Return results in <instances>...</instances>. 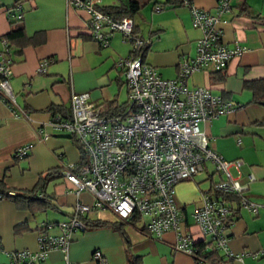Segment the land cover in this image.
Masks as SVG:
<instances>
[{
  "label": "crops",
  "instance_id": "obj_1",
  "mask_svg": "<svg viewBox=\"0 0 264 264\" xmlns=\"http://www.w3.org/2000/svg\"><path fill=\"white\" fill-rule=\"evenodd\" d=\"M128 1L100 0V5L117 6ZM145 1L133 16L136 32L151 39L144 58L161 76L173 77L181 56L195 54L200 31L191 23L189 8L177 0ZM192 2L214 11L217 0ZM228 2L229 10L218 22L221 38L228 45L244 44L246 49L230 58L221 73L195 72L188 77L187 84L207 85L213 92L229 98L235 106L231 112L200 123V128L206 133L210 148L226 159L239 157L243 161L240 180L247 183V197L259 207L254 213L237 205L236 200H229L235 215L225 232L233 251L253 252L264 248V124L258 123L264 118V106L250 102L252 91L244 86V81L264 77V0ZM162 3L165 5L161 6ZM20 12L22 17L18 24L22 26V34L8 42L13 60L10 85L15 95V109L20 115H15L0 100V177L4 176L12 186L29 188L41 171L63 166L47 167L51 163L46 152V148L51 149L50 136L70 138L78 149L73 135L64 137L57 135L62 132H55L40 139L37 132L53 114L69 116L73 91H88L95 102L126 101L125 76L117 61L130 53L131 45L118 31L110 34L106 46L98 45L86 30L87 13L69 7L65 0H0V48L1 38ZM42 58L47 60L46 71L38 72ZM47 127L43 125L44 130ZM23 144L33 147L22 157L26 163H21L23 168H20L21 159H15L13 152ZM51 150L62 163L64 154L56 153L55 148ZM77 152L76 162L79 149ZM24 166L30 168V172L23 173ZM216 173L206 161L193 178L177 183L175 199L187 223L191 222L188 204L193 205V211L201 194L213 190L218 178ZM248 173L254 175L253 180H247ZM218 176L221 177L220 173ZM204 180L208 181L207 188L201 185ZM45 189L52 195L56 208L31 212L17 208L8 198L0 199V263L8 261L6 250L37 249L39 228L45 233L59 234L60 222L72 215L78 201L87 204L94 201L89 191H77L63 175L50 180ZM82 216L105 223L71 232L66 250L50 249L43 260L33 264H98L92 257L96 249L101 250L106 264H127V240L111 223L116 220L113 213L104 208H92ZM144 222L145 219L132 217L123 227L130 251L140 256L138 264H264V254H247L239 260L228 259L217 251L211 257L196 259L173 248V230L155 238L146 230ZM196 238L209 240L198 234Z\"/></svg>",
  "mask_w": 264,
  "mask_h": 264
},
{
  "label": "built area",
  "instance_id": "obj_2",
  "mask_svg": "<svg viewBox=\"0 0 264 264\" xmlns=\"http://www.w3.org/2000/svg\"><path fill=\"white\" fill-rule=\"evenodd\" d=\"M65 1L69 7L87 13L86 30L98 45L106 46L113 31L120 32L130 43V53L117 61L127 85L126 105L120 112H111L106 101H93L88 91H73L69 116L55 113L37 128L40 139L49 136L43 125L76 137L87 161L81 165L76 162L63 165L62 173L77 191H89L94 201L75 203L72 215L60 222L59 234L38 233L37 249L6 250L8 261L0 264H33L43 260L50 249L66 250L71 232L87 227L81 216L92 208L108 209L121 220L145 219L146 230L155 238L173 230V248L192 256H196L197 234L207 236L210 246L228 259L242 260L247 254H264V248L235 252L228 245L225 231L231 205L220 193L236 194L239 206L254 213L259 204L245 194L247 183L240 180L242 159H226L210 148L208 137L200 128V123L231 112L235 106L207 85L187 84L191 74L223 70L230 58L246 49L244 44L228 45L221 38L218 22L229 10L228 0H217L214 11L201 8L192 0H181L189 8L191 23L199 29L200 36L195 54L181 56L173 77L161 76L141 55V49L149 46L151 39L134 31L130 16L116 17L102 11L100 0ZM15 7L19 5L15 3ZM15 17L21 18V12ZM12 63L8 40L2 37L0 100L15 115H20L10 85ZM46 63L42 58L37 71L45 72ZM30 146L16 147L14 156H26ZM206 161L221 177L211 192L201 194L198 205L190 213L191 222L187 223L175 199L176 185L193 178ZM231 167L235 173H231ZM253 179L254 175L248 173L247 180ZM92 257L98 264H106L101 250H94Z\"/></svg>",
  "mask_w": 264,
  "mask_h": 264
},
{
  "label": "trees",
  "instance_id": "obj_3",
  "mask_svg": "<svg viewBox=\"0 0 264 264\" xmlns=\"http://www.w3.org/2000/svg\"><path fill=\"white\" fill-rule=\"evenodd\" d=\"M176 1V0H175ZM145 0H129L127 3H122L117 6L110 5V6H100V9L102 11L112 14L116 17L120 16H130L133 19L134 14L145 4ZM179 4H183L181 0L176 1ZM165 3H162L161 6H164ZM15 6V5H14ZM13 6V7H14ZM21 22L20 18H16L11 24L13 25L9 31L4 35V38H6L9 42L10 39L18 37L20 34H22V26L18 23ZM134 31L136 32V25L134 24ZM148 46H145L141 49V55L144 57L145 52L147 50ZM220 71H211V73H221ZM210 73V72H209ZM222 77V74H220ZM244 86L249 88L252 91V98L250 102L261 104L264 106V77L254 79V80H247L244 81ZM109 111L111 112H120L124 109L126 105V101L122 103H117L115 100H110L106 102ZM64 116V115H63ZM259 124H264V118L258 121ZM79 149V161L76 162V165H81L87 161L86 153L84 152L83 147L78 143L77 144ZM15 159H21L16 158ZM62 167H51L46 170L41 171L38 173L37 179L32 187H17L12 186L8 184L4 176L0 177V199L2 198H8L11 200L14 205L17 208L21 209H28L31 212H34L36 210H44L46 208H56L55 203L52 200V195L50 193H47L46 191V185L47 183L54 179L59 177L60 175H63L62 173ZM220 195L228 200H236L237 205L238 204V197L236 194H229V193H220ZM234 208L231 206V213L229 215V224L233 220L235 212L233 211ZM115 216V215H114ZM82 219L86 222L87 227L90 226H96L100 224H104L105 221H92V220H86L83 216ZM127 220H121L116 218L114 222H111L113 226L118 229L122 235L127 240V252H128V258H127V264H138L140 262V256L134 254L130 251V243L128 239L126 238V234L123 230V227ZM228 224V225H229ZM38 233L42 232V228H39ZM195 244L197 245V251L196 256H194L196 259L203 260L205 257H211V255H214L218 250L214 249L212 246H210V241H205L197 239ZM209 245V246H207ZM208 247V249H207ZM219 252V251H218Z\"/></svg>",
  "mask_w": 264,
  "mask_h": 264
},
{
  "label": "rangeland",
  "instance_id": "obj_4",
  "mask_svg": "<svg viewBox=\"0 0 264 264\" xmlns=\"http://www.w3.org/2000/svg\"><path fill=\"white\" fill-rule=\"evenodd\" d=\"M147 33V32H144ZM148 35V34H147ZM152 39H155L154 36H152ZM46 131L49 134L55 133L57 131H53L50 127L46 128ZM50 141H51V149L55 148L56 153H63V159H62V163L59 162V160L56 158L55 153H53V151L51 149L46 148V152L47 154L50 156L51 158V163L47 166H53L54 164H63V165H67V164H72L76 162V159L78 158V152H77V147L75 146L74 142L72 141V139L70 138H54L53 136H50ZM77 140V139H76ZM78 142V140H77ZM79 143V142H78ZM33 147V145L31 146V148ZM21 163L25 164L26 163V159L21 158V160H19L18 165H20ZM20 168H23L22 165H20ZM24 168H26L23 173H28L30 172V168L27 169V167L24 166ZM231 173H235V169L233 167L230 168ZM217 175H215L217 178V180L219 179L218 173H216ZM216 180V181H217ZM33 182V181H32ZM35 183V181L31 184L30 187L33 186V184ZM53 184V183H51ZM201 185H206V188L208 186V181L204 180L201 181ZM205 187V186H204ZM203 187V188H204ZM192 207L193 205L188 204L187 207V211L189 212V214L192 212Z\"/></svg>",
  "mask_w": 264,
  "mask_h": 264
},
{
  "label": "water",
  "instance_id": "obj_5",
  "mask_svg": "<svg viewBox=\"0 0 264 264\" xmlns=\"http://www.w3.org/2000/svg\"><path fill=\"white\" fill-rule=\"evenodd\" d=\"M59 136H64V137H70L71 135L69 133H57Z\"/></svg>",
  "mask_w": 264,
  "mask_h": 264
}]
</instances>
